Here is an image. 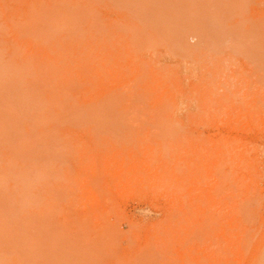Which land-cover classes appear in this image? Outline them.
<instances>
[{"label":"rangeland","instance_id":"374dc122","mask_svg":"<svg viewBox=\"0 0 264 264\" xmlns=\"http://www.w3.org/2000/svg\"><path fill=\"white\" fill-rule=\"evenodd\" d=\"M0 264H264V0H0Z\"/></svg>","mask_w":264,"mask_h":264}]
</instances>
